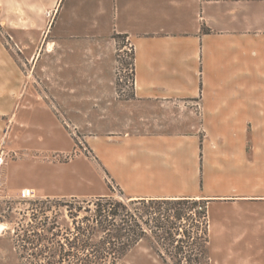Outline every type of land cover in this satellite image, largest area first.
<instances>
[{"label":"crops","instance_id":"1","mask_svg":"<svg viewBox=\"0 0 264 264\" xmlns=\"http://www.w3.org/2000/svg\"><path fill=\"white\" fill-rule=\"evenodd\" d=\"M100 5L134 56L132 97L97 90L100 108L129 113L127 125L98 136L108 176L129 199L207 200L209 258L264 256V231L251 228L242 242L215 247L209 206L264 205V0Z\"/></svg>","mask_w":264,"mask_h":264},{"label":"rangeland","instance_id":"2","mask_svg":"<svg viewBox=\"0 0 264 264\" xmlns=\"http://www.w3.org/2000/svg\"><path fill=\"white\" fill-rule=\"evenodd\" d=\"M130 49L127 35L115 30L99 0H0V148L9 153L0 171V225L5 227L0 229V264H47L39 254L49 256L53 247L47 239L38 243L37 235L50 238L51 224L42 226L36 218V200L92 198L46 194L105 190L121 197L97 153V139L127 125L129 113L120 112L119 106L116 111L112 106L100 108L97 90H114L121 99L132 97ZM81 90L88 93L82 95ZM25 187L34 188L36 198L19 199ZM209 206L215 247L242 242L250 228L264 231V205ZM59 211L65 232L73 224L66 208ZM194 223L182 222L184 230H191ZM192 248L182 242L167 248L150 232L119 264H175L170 255L202 250L199 244ZM216 251L220 250H213L201 264H264L261 255Z\"/></svg>","mask_w":264,"mask_h":264},{"label":"trees","instance_id":"3","mask_svg":"<svg viewBox=\"0 0 264 264\" xmlns=\"http://www.w3.org/2000/svg\"><path fill=\"white\" fill-rule=\"evenodd\" d=\"M119 193L124 195L122 191ZM35 204L36 218L41 220L42 226L51 224L47 228L50 238L42 233L37 235L38 243L47 239L53 247L49 256L39 254L47 264H119L140 241L150 237V232L167 248L176 242L191 245L193 251L198 244L202 247L198 253L170 255L175 264H201L209 260L207 200L129 199L106 195L87 200L38 199ZM62 207L67 209L73 224L65 232L58 221ZM50 210L52 215L48 214ZM188 220L195 223L191 230H184L182 222ZM182 235L186 239H182Z\"/></svg>","mask_w":264,"mask_h":264},{"label":"built area","instance_id":"4","mask_svg":"<svg viewBox=\"0 0 264 264\" xmlns=\"http://www.w3.org/2000/svg\"><path fill=\"white\" fill-rule=\"evenodd\" d=\"M132 48V46L130 45ZM132 50V49H130ZM8 152L5 149L0 148V171L1 168L7 163V158H8ZM1 180H0V192H1ZM36 198V193L33 188H23L21 189L19 193V199L21 200H28V199H34Z\"/></svg>","mask_w":264,"mask_h":264},{"label":"bare ground","instance_id":"5","mask_svg":"<svg viewBox=\"0 0 264 264\" xmlns=\"http://www.w3.org/2000/svg\"><path fill=\"white\" fill-rule=\"evenodd\" d=\"M3 228H5V227H4V225H3V224H1V225H0V229H3Z\"/></svg>","mask_w":264,"mask_h":264},{"label":"water","instance_id":"6","mask_svg":"<svg viewBox=\"0 0 264 264\" xmlns=\"http://www.w3.org/2000/svg\"><path fill=\"white\" fill-rule=\"evenodd\" d=\"M120 196H123V195H120Z\"/></svg>","mask_w":264,"mask_h":264}]
</instances>
